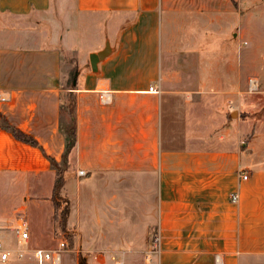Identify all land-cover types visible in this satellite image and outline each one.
<instances>
[{"label": "crops", "instance_id": "0c3cea01", "mask_svg": "<svg viewBox=\"0 0 264 264\" xmlns=\"http://www.w3.org/2000/svg\"><path fill=\"white\" fill-rule=\"evenodd\" d=\"M225 13L223 0H0V119L37 142L0 127V174H43L48 188L46 201L35 196L27 209L0 212L7 264H49L32 249L55 229L48 159L59 163L65 148L68 93L75 145L63 188L70 178L77 195L66 196L67 221L81 236L101 237L95 245L88 238L91 250L110 256L123 237L133 252L156 235L155 264H216L215 255L222 264H264V116L259 127L253 116L262 109L241 99L239 67L225 68L220 48H201L223 43ZM106 45L92 69L90 55ZM18 211L27 217L26 246L15 232ZM61 264L76 263L62 254Z\"/></svg>", "mask_w": 264, "mask_h": 264}, {"label": "rangeland", "instance_id": "374dc122", "mask_svg": "<svg viewBox=\"0 0 264 264\" xmlns=\"http://www.w3.org/2000/svg\"><path fill=\"white\" fill-rule=\"evenodd\" d=\"M223 4L225 11L228 12L227 14L225 13L223 21V43L215 45L209 42L205 45L202 44L201 48L204 49L207 47L209 48V52L212 50L215 51L216 47L218 50L220 48V52H222L224 56V67H239L240 92L243 96L241 99L248 97V104L251 102L256 103V107H254L256 112L262 109L257 115H253L255 117L257 116L256 126L259 127L260 124L263 123L259 122L260 120L258 117L264 116V0H223ZM109 16L108 14L100 16L101 21L97 22L96 25L102 26L109 20ZM104 30L106 31L107 29L103 28V31ZM212 31L213 30L209 27L207 33L208 37H211ZM249 78H256L259 81V87L256 89V91H258L252 95L247 94V92H249L247 85ZM71 80L72 74L69 77L68 84H70ZM233 105L234 103H229V106ZM251 108L252 107H250L248 111L243 110L244 112L242 113L245 115L253 114ZM244 114L241 115V117H244ZM260 139L263 140L262 136L257 140L258 143ZM46 184V177L43 174H0V212L6 213L7 215L12 214L14 210H12L11 207L15 205L17 208L24 206L27 209L28 205L26 202L35 196H39L43 201H46V193L48 192ZM76 195L77 188L75 182L70 178L69 180L67 179L66 186L63 190L61 189L59 196L55 200L57 204L56 207L58 208L56 210L53 207L52 197L50 195L49 202L53 209L55 229L52 234L39 237L42 241L40 247L43 249H52L55 248L59 242L64 241L66 242V248L63 255H69L71 259H74L76 264H113L111 257H114L116 261L122 262V264H155V257L153 254L150 255L149 251L151 250L153 237L156 235L146 237L144 246L139 250L135 249L136 251L133 252H128L123 237H116L117 241H115L114 244L117 246L118 251L109 256L106 253L91 250V245H95L98 240L100 241L101 237L81 236L76 229V225L67 220L66 223L61 226L59 217L60 212L65 209L70 210L68 198L74 202L76 200ZM86 197L87 193H84V188H82L81 200L85 201ZM19 211L17 212L18 219L23 216L24 220L27 222L25 211L23 213H19ZM28 213L29 211H27V215L30 217V213ZM31 214L35 216L34 211H32ZM71 220H75V218L71 217ZM79 220L81 230L84 231L86 223L88 222L87 214L82 212ZM102 231L103 230H100V232ZM88 238L90 239V246L86 245L89 240ZM98 255L104 257L103 262H98V260H96V256Z\"/></svg>", "mask_w": 264, "mask_h": 264}, {"label": "trees", "instance_id": "16d2710c", "mask_svg": "<svg viewBox=\"0 0 264 264\" xmlns=\"http://www.w3.org/2000/svg\"><path fill=\"white\" fill-rule=\"evenodd\" d=\"M73 78V74H72ZM60 107V121L61 128L65 135V148L61 156V161L57 163L54 159L49 158L50 168L54 171V181L52 185L51 197L53 202V207H56L55 200L59 196V193L64 185V174L67 168V159L70 151L75 145V116H74V97L72 94L68 93ZM0 127L4 131L10 133L16 140L23 143L29 144L31 146H36L37 142L27 134L21 132L19 129L11 126L4 118L0 119ZM69 210L65 209L60 212V225L63 226L68 218Z\"/></svg>", "mask_w": 264, "mask_h": 264}, {"label": "built area", "instance_id": "2783aa9c", "mask_svg": "<svg viewBox=\"0 0 264 264\" xmlns=\"http://www.w3.org/2000/svg\"><path fill=\"white\" fill-rule=\"evenodd\" d=\"M248 88L249 91L251 92L256 91L257 81L255 79H250L248 82ZM148 91L152 93L159 92V90L156 87H151V86L148 88ZM84 174L85 173L83 171H78L79 176H82ZM242 178L246 179L247 176L243 175ZM229 197L231 198V201H236L237 194L231 193ZM15 232L17 235L18 243L22 246H26L29 237L27 232V223L24 220L23 216L19 218V224L15 228ZM65 248H66V242L61 241L57 244L55 248L52 249H43V248L32 249V256L37 261H42L49 264H61L62 254L65 252ZM158 251H159V237L154 236L151 244V250L149 251V253L151 255ZM10 257H11L10 252L7 249H5L2 243L0 242V264H7L10 260ZM22 257H23V253L21 252L16 255V258L18 260L21 259ZM96 260H98V262H103L104 257L102 255H98L96 256ZM214 260L216 264H222L220 258L217 255H215ZM111 261L113 262V264H122V262L116 261L114 257H111Z\"/></svg>", "mask_w": 264, "mask_h": 264}, {"label": "water", "instance_id": "95a60500", "mask_svg": "<svg viewBox=\"0 0 264 264\" xmlns=\"http://www.w3.org/2000/svg\"><path fill=\"white\" fill-rule=\"evenodd\" d=\"M108 53H109V48H108V45H106L103 50L99 51L98 53H94L90 55L89 61H90L92 69H94L97 63L101 61L103 58H105Z\"/></svg>", "mask_w": 264, "mask_h": 264}]
</instances>
